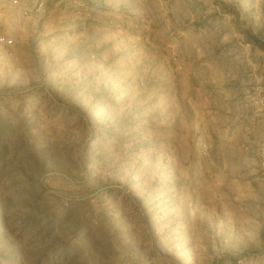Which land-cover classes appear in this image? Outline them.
<instances>
[{
	"label": "rangeland",
	"instance_id": "obj_1",
	"mask_svg": "<svg viewBox=\"0 0 264 264\" xmlns=\"http://www.w3.org/2000/svg\"><path fill=\"white\" fill-rule=\"evenodd\" d=\"M0 264H264V0H0Z\"/></svg>",
	"mask_w": 264,
	"mask_h": 264
},
{
	"label": "built area",
	"instance_id": "obj_2",
	"mask_svg": "<svg viewBox=\"0 0 264 264\" xmlns=\"http://www.w3.org/2000/svg\"><path fill=\"white\" fill-rule=\"evenodd\" d=\"M0 41H3L5 43H10L11 39H5L4 37H0Z\"/></svg>",
	"mask_w": 264,
	"mask_h": 264
}]
</instances>
